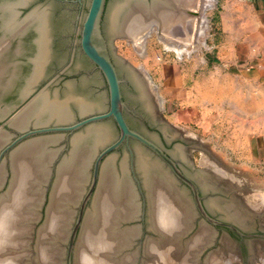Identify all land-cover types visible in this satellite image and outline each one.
Wrapping results in <instances>:
<instances>
[{"label": "rangeland", "instance_id": "374dc122", "mask_svg": "<svg viewBox=\"0 0 264 264\" xmlns=\"http://www.w3.org/2000/svg\"><path fill=\"white\" fill-rule=\"evenodd\" d=\"M62 1L66 0H32L33 4L27 11L35 6H41V11L32 12L33 14L23 21H18L16 11L14 13L15 22L11 18L7 19V13L5 14V12H9L10 7L6 6V11L0 12V23L3 22L6 25V31L9 26V36L22 31L27 32L31 26L34 31L37 30V27L33 19L31 20V17L33 18L35 14L40 15L42 12H45L48 26V56L43 67L42 80L37 89L46 88L45 93L49 99L56 98L57 100H63L71 95L91 105V108L87 112L81 113L75 104L76 101L73 100L69 103L70 119L67 122L75 123L83 115L86 118L92 114L104 113L108 109V91L102 75L82 55L78 46L80 36L79 33L75 35L74 31L76 28V17L79 16L80 20L83 19L87 12L89 0H83L81 7L77 4ZM122 1L107 0L101 29L108 55L115 66L121 82L120 88L124 104V115L129 126L134 130L142 132L149 138L156 139L155 135L146 128V123L155 124L159 126L166 138L175 139V150L173 146L171 151L174 150L175 158L180 164H184L183 162H185L189 167H185L184 170L197 181L202 193L203 204L213 218L233 225L240 233L252 235L258 232V234L262 233L256 237L247 236V238L243 239L240 237V239L237 237V234L226 232L222 228L202 227L200 225V218L192 209L187 190L181 184L174 185L169 177H165V182H169L172 189L177 191L184 199L187 213L184 221L183 219L181 220L184 222V226H186L185 230L177 232L178 234L174 237L176 248L172 252L174 255L170 254L169 263L211 264L212 262V264H244L241 261L243 259L245 264H264V160L259 163L242 164L238 151L224 148L222 138L225 139V136L222 138L219 136L224 128L220 124L217 125L214 124L215 122L212 123L210 121L209 125H200L201 113L204 116L207 113V116H210L212 119H214V116L216 117L218 111L214 107V104L211 108H207V105L195 103L194 99L192 101L193 104H191L190 100L193 86L201 84L204 79L215 75V73L221 70L220 67L222 66L218 58V49L221 45H226L229 40H234L238 47L255 40L254 38H247L249 31H247L248 7L245 5L246 1L194 0L195 2H192V7L187 9L188 12H185V15L187 18H190H188L189 20L196 19L198 24L196 35L200 34V38L197 40L198 36L195 37L196 41L194 43H199V52L197 54L193 52L189 56L185 54L180 58L177 53L167 51L164 48L159 42V32L157 31H154L153 35L146 40L145 47L140 52L134 50L133 44L129 40L127 41L119 36L112 38L113 34L110 31L109 14ZM0 3L3 2L0 1ZM195 3L197 6H195ZM22 4L23 0H19L18 7ZM236 33H242V35L237 37ZM1 34L0 45H4L1 47L4 48L8 44V41L6 37L2 40ZM24 40L26 39H23V43L21 44L22 51L13 52L9 57L11 62H17L19 66L21 65L22 70L25 68L22 67L23 63H27L26 59L29 58V50L27 49V44H24ZM4 41L6 42L3 43ZM33 44L37 45L34 41ZM14 45L16 47L19 45L16 40ZM33 50H36V48L33 47ZM30 59L28 60L29 63L31 62ZM237 61L244 62L243 56L240 55V59ZM243 64L232 65L226 72L231 73L232 69L237 70ZM23 73L25 74V71L21 74L23 75ZM136 75L142 79L145 85H148L146 87L150 94L149 98H142V91L140 92L141 89L137 87L138 84L135 81ZM5 94L3 97L0 96V106L2 105L1 108L7 110L14 102L12 103L13 98L10 97L12 95L10 92H6ZM194 105H197V108L195 107L197 110L192 111L191 108ZM219 112L221 113V109ZM32 121L29 124H32ZM33 123L35 124V121ZM47 123L53 124L57 122L55 120H49L48 122L47 117L43 124ZM98 124L100 125H96L97 127L103 126L107 130V141L117 139L118 130L111 119L101 121ZM85 130L82 128L74 133H84ZM0 134L5 136V141L1 144L2 147L10 135ZM49 137L58 138V141L47 147L49 151L53 152L54 158L50 161L48 167L49 173L47 171L48 174L47 176L45 175L48 178L47 182L44 184L42 182L37 192H35L36 190L33 187L35 185V179L33 178L35 174V177H43L42 168L35 166L36 171H33V174L31 173L32 170L29 172L32 177L23 170L18 172L17 170L13 171L10 157L12 153L0 165V208L6 203V206L4 205V208L0 210L8 209L7 213H5L6 210H4L5 212L3 211L4 214L2 211L0 212V218L3 217L0 220V264H64L67 240L77 219L80 198L89 187L91 162L96 152L107 141L98 146L88 156L87 178L78 200L75 204L68 206L69 212L66 213L67 216L59 213L58 216L65 217L63 218L64 220L62 219L59 223L60 219H58L54 224L50 223L53 226L50 228V224L46 226L45 223L47 209L50 205L51 191L56 177V175L54 177V171L60 160L69 153L70 147L68 145L70 144L69 140L72 138V135H69L67 138H60L53 134L45 136V138ZM32 140L34 141V139ZM134 148L138 150L137 152L148 157L149 161L152 162L153 158L148 152L142 148L140 149L136 144ZM115 155L117 157L116 153ZM116 157L114 156V159H110H113L116 175L118 174L117 176L122 178L124 175L121 170L122 164L126 162L124 161L125 151L122 149L121 155ZM52 163L53 166L51 167ZM126 163L125 176L129 179L134 193L136 215L134 216L135 218L125 220L119 225L121 230H132V234L128 237L127 247L121 253L113 256L112 262L117 261L120 264H151V258L144 253L145 245L148 241H155L159 236L150 226V203L147 192L143 189L142 195L139 194L135 184L128 175V159ZM51 168H53L52 171ZM214 173H216V176L219 174L223 178L219 177L222 179H216ZM18 175L24 176V178H20V181H23L25 176L30 178H26L28 181L25 179L24 185H21V188L23 187L24 189L22 188L21 190L19 188L15 194L13 192L15 191L16 183L19 185L20 182L18 181L19 179H16ZM26 182L34 183V185ZM12 187L15 188L13 189ZM23 190L24 192H22ZM9 195L13 196L10 198ZM16 195L20 198L16 199ZM33 199L35 202L39 201L38 206L31 205L28 208L31 201L32 203L34 202ZM93 199L86 204L81 229L77 231L74 238L75 251L72 255L71 264H83L84 261L82 260H85L87 256H91L96 264H109L106 256L107 250H100L103 248L99 240L100 238L91 237L94 241L86 239L85 244L82 239L84 226L86 225L85 219L92 208ZM4 200L8 201L5 202ZM25 200L30 203H27ZM11 204H14L13 208ZM226 205L232 206V208L229 209ZM14 209L16 210L15 212ZM236 210L245 217L243 224L233 219V212ZM18 213L21 214L17 215ZM83 224L85 225L83 226ZM10 225H12L11 229L9 228ZM45 226L47 229L44 228ZM53 230L57 233L52 232ZM188 231L190 233L184 236ZM199 235L205 240H200V237H198L197 240L200 241H196V247L194 246L193 250L189 249V246L195 241L193 238ZM98 242L100 243L99 246ZM174 256L179 258V260L176 257L174 258ZM212 257L216 260H212ZM123 259H126V262H120Z\"/></svg>", "mask_w": 264, "mask_h": 264}, {"label": "bare ground", "instance_id": "6f19581e", "mask_svg": "<svg viewBox=\"0 0 264 264\" xmlns=\"http://www.w3.org/2000/svg\"><path fill=\"white\" fill-rule=\"evenodd\" d=\"M0 1L3 2L0 3V12H5L6 6L10 7V10H8L9 12H5V14L7 13V19L11 18L13 22H15L14 13L16 12V9L18 7L19 0ZM28 1L30 0H23V4L21 6L26 5ZM192 2L195 1L159 0L154 4L148 5L142 0H123L121 3L117 4L109 14L110 31L114 36L123 37L127 41L129 40L130 43L133 44L134 50L138 52L144 49L146 40L153 35L154 31H157L159 32V42L167 51H173L177 53L179 58L185 54H188L189 56V54L193 52H196L197 54L199 52V43H194V41H196L195 37L198 36L197 40L200 38V34L196 35L198 24L196 22V19L194 20L193 18V20H189L190 18L188 17V19L185 15V12H188L187 9L189 7H192ZM195 6H197V4ZM33 13H30L29 15ZM32 19L37 27V30L33 31L31 26V28H28L27 32L22 31L10 36L9 26L8 30L6 31V25L3 22L0 23V32H2L3 30L2 34L0 33L2 35L1 38L3 37V40L6 37V40L9 44H7L8 46L5 45L6 47L4 48H1L4 45H0V48L2 49L0 52V96L2 97L6 92H10L12 94L13 90L17 89L16 93L18 100L20 101L24 99L26 97L25 95L30 92L34 84L37 83L38 79L42 75L43 67L48 56L46 14L45 12H42L40 15L35 14L33 18L31 17V20ZM6 32L8 33L6 34ZM28 35H31L29 42V58L26 59L27 63L24 62L22 65V67H25L26 69L23 68L22 70L21 65L19 66L17 62H11L9 57L11 56V54H13V52L22 51L21 44L23 43V39H27ZM15 40L19 44L17 45V47L14 45ZM33 41L36 42L37 45L33 44ZM5 42L6 41H4L3 43ZM33 47L36 48V50H33ZM29 59L31 61V64L28 62ZM21 71H25V74L23 73L22 75ZM135 79L138 84L137 87H140V92L142 91V98H149L150 94L146 87L148 85H145L142 79L137 75L135 76ZM18 100H12V103H15ZM73 100L76 101L75 104L78 106L81 113H85L91 108V105H88L81 101L80 98H74L71 95L67 96L63 100H57L56 98L49 99L47 94L43 93L38 96L33 102H30L27 107H25L22 112H20L12 120L11 126L13 129L20 130L26 127V125H28L32 120H34L35 124L37 125L43 124L47 117L48 122L49 120H55L59 123L67 122L70 119L69 103ZM1 106L0 113H3L6 109L1 108ZM70 140V144L68 145V147H70L69 153L60 160L56 169L55 182L52 187L50 196V205L47 209L48 211L45 223L46 226L50 223L54 224V222H57L58 219H60V223V221L65 218L63 216H65L66 213L69 212L68 206L75 204L78 200L79 194L83 188V184L85 183L87 178L86 169L89 164V161L87 160L88 156L90 155V153L96 150L98 146H101L108 140V132L105 128H103V126L97 127L93 125L88 127L84 131V133L74 134ZM3 141H5V136L3 134H0V147ZM57 141L58 138L54 137L37 138L34 139V141L30 140L29 142L22 144V147L19 146L21 148H16L15 150H18H14L15 152L13 151L12 155L10 156L13 171L17 170L18 172L23 170L27 172V174H30L29 172L32 170L31 173L33 174V171H36L35 166L43 169V177H35L36 174L34 175L33 179H35V185L34 183L26 182L28 184L34 185L33 187L36 191L33 189L32 190L35 192L39 190L38 188L41 186L42 182L43 184L47 182L48 178L46 176L49 173L48 167L50 161L54 158L53 152L49 151L47 147L51 144L57 143ZM136 155L137 168L141 172L143 184L147 190V196L150 203V226L151 229L159 236V238L155 241H148L146 243L144 253L146 256L151 258V264H171L169 263L170 254L174 255L172 252L174 251V248H176L174 237L178 234L177 232L184 231L186 227L184 226L185 224L183 222L185 216H187L184 199L177 191H174L172 189L171 185H169V182H165L164 178L167 176L163 174L164 172L162 173V171L156 164H150L148 157H145L140 152H137ZM125 164L126 162L122 164L121 170L124 174L122 178H119L117 176L118 174L116 175L114 171L113 159H108L104 167H102L101 175L99 178L100 182H98L99 185H97V190L92 202V208L85 219L86 225L83 224V226L85 225L84 235L82 237L83 243H86V239L92 240L91 237H98V239L100 238V243L103 246L102 249L107 250L106 256L107 262H109V264H120L117 261L112 262V259L114 258L113 256L121 253L127 247L128 237L132 234V230H121L119 225L125 220H131L135 218L134 216L136 215V204L134 199L135 197L131 188L132 186L129 183V179L125 176ZM214 174L216 176V173ZM219 177L222 176L218 174V176H216V179H218ZM20 178H24V176L18 175L16 179H19L18 181H20ZM26 178L30 177L25 176V179ZM25 179L23 181H20L19 185L16 183V188L14 187L15 191L13 193L16 194V190L18 191L19 188H21V185L25 182ZM26 180L28 181V179ZM29 181L31 182V180ZM22 192H24V190ZM33 196L32 198H34ZM16 197V199L20 198H18L17 195ZM24 197L25 196L23 193V199ZM16 199L14 198L15 201ZM4 201L7 202L8 200ZM25 201L27 203H30V200ZM37 201H34L33 203L31 201L28 208H30L31 205L37 207L39 204V201ZM5 204L6 203H4V205ZM14 204H11L12 208ZM4 205L1 208H4ZM227 208L230 209L232 208V206H227ZM4 210H6V212ZM7 210L8 209H3L5 213H7ZM1 211L2 210H0V212ZM3 211L2 213L4 214ZM15 211L16 210L14 209V212ZM59 213H61L63 216H58ZM19 214L21 213H18L17 215ZM244 218L245 217L243 216V214L238 210L233 212V219H236L242 224L245 221ZM1 219H3V217L0 218V220ZM182 219L183 221H181ZM46 226L44 228H46ZM59 226L61 225L59 224ZM11 227L12 225L9 226L10 229ZM49 227H53L52 224H50ZM14 230L12 231L14 232ZM54 231L55 230H53L52 232ZM198 237H200V235L193 238V240L195 239V241L193 244H191V246H189V249L193 250L196 247L197 242H199L200 240H205L203 237H200V240L198 241ZM100 243L98 242V246ZM175 257L176 256H174V258ZM212 258V260H216L214 259V257ZM177 259L179 260V258ZM123 261L126 262V259H123L120 262Z\"/></svg>", "mask_w": 264, "mask_h": 264}, {"label": "water", "instance_id": "95a60500", "mask_svg": "<svg viewBox=\"0 0 264 264\" xmlns=\"http://www.w3.org/2000/svg\"><path fill=\"white\" fill-rule=\"evenodd\" d=\"M142 1L147 3L148 5H151V4L158 2L159 0H142ZM62 2L77 4L79 7H81L83 0H70V1L66 0ZM28 3L24 6L17 7L16 9L17 19L19 15H21L22 13L20 10L28 7L29 5ZM106 4H107V0H89L87 12L84 15L83 19L80 20L79 16L76 17V22H75L76 28L74 31H75V35L79 33L80 37L78 41V46L80 48L82 55L85 57L87 61H89L94 66L96 70H98V72L102 75L105 81L107 91H108V109L104 113L95 114V115L92 114L86 118H85V115H83L80 117L81 120L75 123H68V122L58 123L57 122V123H53V126H50V124L52 123H47L43 125V128L28 131L20 135L19 137H17L15 140L10 141L11 134L9 133L7 129H12V126H11L12 120L20 112H22V110L25 107H27V105L30 102H32L36 97H38L42 93H45L46 88L36 91V88L39 85V80L42 78V75H41L37 83L34 84L32 89L30 90V92L24 99L20 101L19 100L16 101L13 105L10 106L9 109H7L5 112H3L0 115V133L10 135L9 138L7 139V142L4 144L5 146L3 145L0 148V165L4 163L5 159L3 158L6 155L8 157V155L11 154L12 151L15 150L17 147H19L23 143L28 142L32 139L45 138V136L49 134L57 135V137H60V138L61 137L67 138L69 135L73 136L74 134H76L74 133L75 131H78L82 128L85 130L90 126L100 125L98 123L101 121L111 119L114 122L119 132L118 138L115 140L107 141L101 147L102 151L97 152L91 162L92 163L91 164L92 174L90 176L89 187L83 193L82 197L80 198L81 200L79 202V211H78L77 219L69 233V237L67 240L64 264H71L72 255L75 251L74 238L77 234V231L81 229L82 222H83L84 215H85L86 204L90 200L92 201V199L95 196L103 165L108 159L112 157L113 151L118 149L123 143H126L128 145L129 139L134 140L138 144V147L140 149L141 147H143L146 150L151 151L158 158L159 166L161 164L165 165V167L168 169V171L166 170V173L168 174L169 178L171 179L174 185L180 182L184 184V186L189 188L192 194L191 206H192L194 213L200 218V225L202 227L203 226H207L211 228L224 227V228L231 230L232 232H234L241 238L245 237L233 225H229L223 222H218L210 218L200 203V198L198 196V189L196 185L190 179L185 177L177 169L174 162L171 159H169L157 146H155L152 142L146 140L139 134L129 129L125 121V118H124V104H123L121 88H120L121 82L118 78L115 66L112 63L108 55V52H107V49L104 43V39L102 36L101 23H102V19L104 16ZM41 9H42L41 6H35L31 10H29L20 19V21L24 20L30 13L34 11H41ZM47 34H48V26H47V21H46V35ZM115 37L116 36L112 35V38H115ZM48 43L49 41L47 39V47H48ZM129 68L131 69V67ZM129 152H130L129 161L132 165L133 157H132V153L130 150ZM57 166L55 167L54 177L56 175ZM52 170L53 168H51V171ZM133 173L134 171L132 169L131 180L135 184L139 194L142 195L139 182L136 179L135 174ZM144 190L146 191V188H144ZM189 233L190 231H188L184 236L188 235Z\"/></svg>", "mask_w": 264, "mask_h": 264}, {"label": "crops", "instance_id": "0c3cea01", "mask_svg": "<svg viewBox=\"0 0 264 264\" xmlns=\"http://www.w3.org/2000/svg\"><path fill=\"white\" fill-rule=\"evenodd\" d=\"M245 1L247 38L255 40L238 47L234 40L221 45L218 49L221 70L193 86L190 100L191 104L194 99L207 108L214 104L216 117L212 119L201 113L200 125H209L210 121L220 124L224 128L219 134L221 138L225 136L224 148L238 151L242 164H251L264 160V0ZM237 34V37L242 35ZM240 55L244 62L237 61ZM239 63L244 64L231 73L226 72ZM195 107L192 111L197 110Z\"/></svg>", "mask_w": 264, "mask_h": 264}, {"label": "flooded vegetation", "instance_id": "af4514ba", "mask_svg": "<svg viewBox=\"0 0 264 264\" xmlns=\"http://www.w3.org/2000/svg\"><path fill=\"white\" fill-rule=\"evenodd\" d=\"M29 5H28V7H26V8H24V9H22V10H20L22 13H21V15H19V17H18V21H20V19L29 11H27V9L33 4V2H32V0H30L29 1V3H28ZM30 36L31 35H28V37H27V39L26 40H24V44H27L26 46H27V49L29 50V42H30ZM29 38V39H28ZM16 58H17V56H16ZM26 69V68H25ZM41 80H42V78L39 80V84L41 83ZM39 86V85H38ZM38 88V87H37ZM36 88V91H39L38 89ZM43 89V87L40 89V90H42ZM16 90L17 89H14L13 90V93H12V95H10V97L11 98H13V101L16 99V100H18V98H17V93H16ZM14 91H15V93H14ZM5 95H7V94H5ZM28 94H26L25 96H27ZM41 95V94H40ZM39 95V96H40ZM24 96V97H25ZM21 98H23V97H21ZM37 98V97H36ZM35 98V99H36ZM30 99V98H29ZM28 99V100H29ZM34 99V100H35ZM2 107V106H1ZM124 118H125V121H126V123H127V125H128V127H129V129L131 130V131H133V132H135V133H137V134H139L140 136H142L143 138H145L146 140H148V141H150V142H152L155 146H157L169 159H171L173 162H174V164H175V166L177 167V169L185 176V177H187L188 179H190L195 185H196V187H197V189H198V196H199V198H200V203H201V205H202V207L204 208V210H205V212L207 213V215L210 217V218H212L213 220H216V221H218V222H223V223H226L225 221H221V220H217L216 218H213L210 214H209V212L207 211V209L205 208V206H204V204H203V198H202V193H201V191H200V189H199V186H198V183H197V181L192 177V176H190V175H188L187 173H186V171L184 170V168L185 167H187V168H189L188 166H187V164L185 163V162H183L184 164H180V162L178 161V160H176V158H175V152H174V150H175V146H174V141H175V139H168V138H166L165 137V135H164V133L162 132V130L159 128V126H157V125H155V124H151V123H146V128H147V130L149 131V132H152L155 136L154 137H156V139H154V138H149L147 135H145V134H143L142 132H140V131H137V130H134L133 128H131L130 126H129V124H128V122H127V120H126V117H125V115H124ZM81 120V118L80 119H78V121H80ZM77 121V122H78ZM157 124V123H156ZM43 125L44 124H40V125H37V124H33V121H32V124H28V125H26V127H24L23 129H20V130H16V129H7L8 131H9V133L11 134V137H10V141H13V140H15L17 137H19L20 135H22V134H24V133H26V132H28V131H32V130H35V129H40V128H43ZM50 126H53V124H50ZM6 128V127H5ZM13 132V133H11V132ZM118 135H119V132H118ZM118 138V137H117ZM21 144V143H20ZM136 144V146H138V144L134 141V140H132V139H129V141H128V145L126 144V143H123L118 149H116L115 151H113V153H112V157L111 158H113L114 159V156L116 157V155H115V153L117 154V157L119 156V155H121V150L123 149L124 151H125V160L124 161H126L127 162V159H128V171H129V173H128V175H129V177L131 178V171H132V169H133V171H134V173L133 174H135V177H136V179L138 180V182H139V186H140V188H141V192L143 193V189L145 188H143V186H144V184H143V180H142V175H141V172L139 171V169L137 168V150H136V148H134V145ZM5 146V145H4ZM173 146H174V150L173 151H171V149L173 148ZM177 146H179V145H177ZM141 147V146H140ZM181 147V146H180ZM129 148V149H128ZM142 149H144L146 152H148L151 156H152V158H153V160H152V162L151 161H149V163L150 164H155L156 163V165L158 166V168L160 169V170H162L164 173H165V175L167 176V177H169L168 176V174L166 173V170L168 171V169L165 167V165L164 164H161L160 166H159V164H158V162H159V160H158V158L151 152V151H149V150H146L145 148H143V147H141ZM129 150L131 151V153H132V157H133V160H132V165H131V163H130V161H129V158H130V152H129ZM102 151V149L101 150H99L98 152H101ZM119 154V155H118ZM7 157V155L3 158V159H5ZM116 157V158H117ZM155 162V163H154ZM92 164V163H91ZM126 165H127V163H126ZM186 165V166H185ZM132 168V169H131ZM127 169V168H126ZM162 172V173H163ZM139 173V174H138ZM163 173V174H164ZM91 174H92V165H91V172H90V175H89V177L91 176ZM138 175V176H137ZM178 182V181H177ZM178 184H181L186 190H187V192H188V195H189V200H190V202H192V194H191V192H190V190H189V188L188 187H186V186H184V184H182V183H180V182H178ZM147 191V190H146ZM226 224H229V223H226ZM229 225H231V224H229ZM220 228H222V229H224V230H226V232H231V233H234V232H232L231 230H229V229H227V228H224V227H216L215 229H220ZM236 228V227H235ZM237 229V228H236ZM259 233V232H258ZM258 233H254L253 235L252 234H248V233H242L245 237H243V239L244 238H247V236H259L260 234H262V233H260V234H258ZM235 234V233H234ZM237 236V235H236ZM238 238H240L239 236H237ZM241 239V238H240ZM242 259V258H241ZM244 264H245V261L242 259L241 260ZM250 264V263H249Z\"/></svg>", "mask_w": 264, "mask_h": 264}, {"label": "clouds", "instance_id": "9594fccd", "mask_svg": "<svg viewBox=\"0 0 264 264\" xmlns=\"http://www.w3.org/2000/svg\"><path fill=\"white\" fill-rule=\"evenodd\" d=\"M101 251H104V249H101ZM83 264H96V262L91 256H87Z\"/></svg>", "mask_w": 264, "mask_h": 264}]
</instances>
